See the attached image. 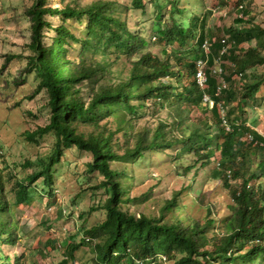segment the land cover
<instances>
[{"label":"trees","instance_id":"obj_1","mask_svg":"<svg viewBox=\"0 0 264 264\" xmlns=\"http://www.w3.org/2000/svg\"><path fill=\"white\" fill-rule=\"evenodd\" d=\"M148 3L155 41L137 20L129 24L128 12L145 11ZM180 3L30 0L27 61L37 89L47 93L49 115L26 135L51 133L55 143L39 171L14 180L12 202L0 172V264H21L1 248L18 239L11 203L28 202L38 176L49 185L50 168L71 146L90 154L87 169L102 175L99 185L108 191L97 207L103 219L81 238L92 251L86 264H264V131L247 122L245 109L264 83V28L244 19L247 3L237 0L240 17L218 37L206 27L211 10L184 22ZM198 59L206 72L202 87ZM152 152L168 156L171 171L187 182L163 201L158 216L132 213L135 198L124 188L134 177L127 164ZM201 173L206 177L194 188ZM213 186L226 195L222 215L213 209ZM188 197L205 208L203 220L182 215ZM78 246L66 243L60 264Z\"/></svg>","mask_w":264,"mask_h":264},{"label":"rangeland","instance_id":"obj_2","mask_svg":"<svg viewBox=\"0 0 264 264\" xmlns=\"http://www.w3.org/2000/svg\"><path fill=\"white\" fill-rule=\"evenodd\" d=\"M236 2L181 0L180 4L187 8L183 15L184 22L191 14L200 15L211 10L206 27L215 36L221 37L223 29L235 17H240ZM245 3L248 14L244 19L264 28V0H245ZM29 4L30 0H0V172L11 202L14 180L24 179L32 172L39 171L41 162L48 159L55 143L51 133L35 136L34 140L26 135L48 123L49 115L47 93L44 88L37 89L38 78L29 69L27 61L32 51L28 47L30 23L24 9ZM153 13L154 9L149 3L145 11L132 9L128 12L129 24L137 20L139 31L155 41L150 34L156 25ZM48 19L53 25L59 23L56 17ZM44 42H50V37H45ZM154 51L158 52V49ZM259 70H264V65ZM257 95L256 100L245 107L247 122L264 131V83ZM196 112L194 110L193 114ZM90 160L88 152L75 146L65 148L64 154L50 168V184H44L42 176H38L30 186V200L20 204L11 203L9 208L17 227L18 239L13 245L1 244L6 255H18L21 264H31L32 259L37 264H60L65 257V244L73 243L79 246L74 251V258L68 259V264L89 262L91 247L87 240L82 243L81 238L85 230L103 219L104 214L97 207L108 196V191L99 185L102 175L87 169ZM127 167L134 177L123 186L128 193L126 195L135 198L128 206L132 213L158 216L163 201L170 197L173 190L179 189L181 182H186V178L171 171L168 156L155 152L149 153L144 160L127 164ZM205 177L201 173L194 182V188L200 185V178ZM213 187V209L222 215L226 195L223 189ZM182 201L186 205L182 215L189 214L203 220L205 208L190 202L189 197ZM39 249H42L41 253Z\"/></svg>","mask_w":264,"mask_h":264},{"label":"built area","instance_id":"obj_3","mask_svg":"<svg viewBox=\"0 0 264 264\" xmlns=\"http://www.w3.org/2000/svg\"><path fill=\"white\" fill-rule=\"evenodd\" d=\"M207 44L204 43L203 48H206ZM217 70L218 73H220V68L217 67L215 68ZM195 78H196V82L197 84L202 87L204 86L205 82H206V72L204 70V61L202 59H198L196 60V72H195ZM222 87H224V83L222 82ZM204 100H207V97L204 96L203 98ZM223 124H225V121H223ZM226 129H228V127L226 126Z\"/></svg>","mask_w":264,"mask_h":264}]
</instances>
